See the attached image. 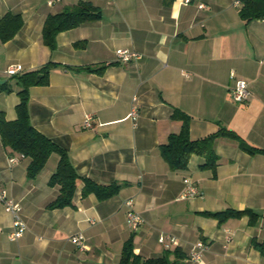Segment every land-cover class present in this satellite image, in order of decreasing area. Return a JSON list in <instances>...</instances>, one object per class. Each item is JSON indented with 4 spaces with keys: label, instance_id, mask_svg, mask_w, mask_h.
<instances>
[{
    "label": "crops",
    "instance_id": "1",
    "mask_svg": "<svg viewBox=\"0 0 264 264\" xmlns=\"http://www.w3.org/2000/svg\"><path fill=\"white\" fill-rule=\"evenodd\" d=\"M80 1L99 8L101 17L60 32L55 48L42 42V27L54 15ZM237 0H0V18L20 14L23 26L0 43V110L16 118V80L9 65L23 72L47 63L46 86L29 88L28 111L33 127L63 148L76 172L99 185L118 184L107 200L81 196L80 183L72 205L48 209L58 195L50 186L59 157L52 154L35 179L29 159L11 155L0 139V193L21 207L26 230L11 241V216L0 202V264H117L124 243L132 237L133 252L142 258L163 256L160 235L176 238V264H264L252 240L264 241V155H250L228 138L215 140V176L193 155L183 170L171 171L159 146L181 121L175 109L190 117L191 140L221 128L234 131L246 144L264 147V21L239 17ZM83 46L76 47L75 44ZM117 49L137 52L139 59L120 62ZM89 73L85 67H104ZM72 68V69H69ZM247 83V102L231 99L234 79ZM137 109L135 121L129 117ZM85 114L92 126L85 128ZM15 157V162L9 159ZM184 179L197 195L180 199ZM142 221L136 230L126 224L125 201ZM251 209L260 215L222 224L203 212ZM84 236L79 250L69 238ZM205 249L190 259L197 242Z\"/></svg>",
    "mask_w": 264,
    "mask_h": 264
},
{
    "label": "trees",
    "instance_id": "2",
    "mask_svg": "<svg viewBox=\"0 0 264 264\" xmlns=\"http://www.w3.org/2000/svg\"><path fill=\"white\" fill-rule=\"evenodd\" d=\"M239 3V17L245 23L253 20L264 21V0H237ZM101 17L99 8L89 2L80 1L63 11L48 15L42 27V42L50 49L55 48V38L60 32L70 30L81 24L95 21ZM23 19L20 14L10 12L0 18V43L11 40L22 28ZM83 46L82 43L75 44ZM53 63H47L37 70L23 73L13 78L19 86L17 96L19 103L15 107L16 118L7 120L5 113L0 110V139L3 146L9 149L11 155L16 154L29 159L26 174L29 179H35L44 168L49 157L57 154L59 157L55 172L49 179L50 186L58 187L57 197L47 205L48 209H61L72 205L73 196L80 183L83 184L81 196L84 198L94 194L98 200H107L116 195L120 186L118 184L99 185L93 181L81 177L70 162L67 152L51 139L37 131L30 121L28 111L29 88L33 86H46L49 83V73ZM104 67H85L89 73H101ZM72 69V68H69ZM10 89L7 83L0 85V92ZM174 119L181 121V128L177 133H171L167 141L159 146L161 157L167 163L171 171L183 170L187 167L193 155L200 156L204 163L202 169L212 171L215 176L218 156L215 151V140L228 138L238 143L239 148L250 154L264 155V147H253L246 144L234 131L225 128L210 134L204 138L191 140L189 137L190 117L182 111L175 109ZM204 216L218 220L219 224L228 219L248 217V223L254 225L260 215L251 209L235 210L226 209L218 212H203ZM252 245L261 256H264V241L252 240ZM178 250H165L163 256L144 259L133 252L132 237L127 240L122 248L121 256L117 264H176L174 258L178 257ZM179 258V257H178Z\"/></svg>",
    "mask_w": 264,
    "mask_h": 264
},
{
    "label": "built area",
    "instance_id": "3",
    "mask_svg": "<svg viewBox=\"0 0 264 264\" xmlns=\"http://www.w3.org/2000/svg\"><path fill=\"white\" fill-rule=\"evenodd\" d=\"M61 0H47L48 5H53L56 2ZM184 2H189V0H184ZM238 5L239 3L236 2ZM117 58L120 62L128 63L132 60H136L140 58V55L137 52L130 51L127 49H117L116 50ZM23 72V67L21 65H9L5 69V74L9 77L18 75ZM230 77L234 79L233 87L231 88V99L235 103L243 104L247 102L250 96V92L247 87V83L242 79H235L234 73H230ZM129 117L132 121L136 120L137 117V109L135 107L132 108ZM83 125L85 128H90L92 126V116L90 114H85L83 118ZM22 157V156H21ZM10 162H15L16 158L11 157L9 159ZM184 189L180 195V199H186L189 197H194L197 195V189L192 184L189 179H184ZM0 202L3 204L5 212H7L12 218V231L9 234V239L11 241H17L21 238L26 230V225L20 216L21 207L14 202L13 200L6 197V195L1 192L0 193ZM124 206L127 208L126 211V224L129 229L136 230L140 225L142 219L140 215L133 209V203L131 200H127L124 203ZM69 240L79 249H84V236L81 234L73 235L69 238ZM159 244L163 247L164 250H171L174 246H176L177 240L175 237L171 235H160L158 237ZM205 244L201 241L197 242L190 253V259L196 261L199 260L201 252L205 249Z\"/></svg>",
    "mask_w": 264,
    "mask_h": 264
},
{
    "label": "water",
    "instance_id": "4",
    "mask_svg": "<svg viewBox=\"0 0 264 264\" xmlns=\"http://www.w3.org/2000/svg\"><path fill=\"white\" fill-rule=\"evenodd\" d=\"M4 83H6L5 80H0V85H2V84H4Z\"/></svg>",
    "mask_w": 264,
    "mask_h": 264
}]
</instances>
